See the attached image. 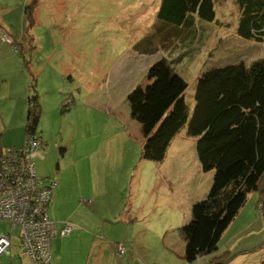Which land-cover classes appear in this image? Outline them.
<instances>
[{"label": "rangeland", "instance_id": "obj_1", "mask_svg": "<svg viewBox=\"0 0 264 264\" xmlns=\"http://www.w3.org/2000/svg\"><path fill=\"white\" fill-rule=\"evenodd\" d=\"M161 2L0 0V149L10 148L18 137L25 141L28 98L37 95L42 114L36 132L43 139L44 158L33 161L41 184H56L50 213L55 208L63 213L52 221L61 229L63 215L73 209L59 206L61 201L77 202L78 208L84 206L80 212H92L88 197L107 180L112 190L98 202L101 212L118 205L130 212L120 227L126 245L122 264H188L180 228L192 220V211L178 218L172 210L175 200L167 186L157 188L158 193L153 189V170L159 164L143 159L144 137L141 125L130 117V93L145 88L148 70L165 58L189 85L185 96L192 114L201 74L264 58L263 43L237 35V0H215V22L199 20L196 34L188 31L182 41L161 39ZM4 35L15 45L5 42ZM94 149L98 154L89 155ZM79 191L87 197L77 200ZM260 203L259 194L252 193L219 250L193 264H264ZM0 233L11 237L13 253L19 254L21 229L0 222ZM135 249L140 258H128ZM14 254L0 262L20 264L23 259ZM105 262L119 264L112 258Z\"/></svg>", "mask_w": 264, "mask_h": 264}, {"label": "trees", "instance_id": "obj_2", "mask_svg": "<svg viewBox=\"0 0 264 264\" xmlns=\"http://www.w3.org/2000/svg\"><path fill=\"white\" fill-rule=\"evenodd\" d=\"M237 7L240 13L237 35L264 44V0H237ZM158 20L164 25L159 31L163 41L175 37L182 41L188 31L196 34L199 20L215 22V0H162ZM3 39L15 45L8 35ZM147 74L149 84L128 96L130 117L142 128L143 159L162 164L175 140L187 130L188 136L196 140L202 170L213 173L208 195L193 204L192 220L180 228L185 240L183 258L193 264L219 250L223 235L252 193L259 194V208L264 214V58L248 66L240 63L201 74L192 114L185 96L189 85L175 72L171 62L162 58ZM30 86L35 88L34 84ZM28 102L26 138L36 135L41 140V150L43 139L36 132L42 114L39 97L29 96ZM22 146L0 149V153ZM39 178L40 186L51 191L50 218L56 184L44 186ZM61 230L57 228V236L70 235L62 236ZM119 245L126 248L119 242L115 245L116 252Z\"/></svg>", "mask_w": 264, "mask_h": 264}, {"label": "crops", "instance_id": "obj_3", "mask_svg": "<svg viewBox=\"0 0 264 264\" xmlns=\"http://www.w3.org/2000/svg\"><path fill=\"white\" fill-rule=\"evenodd\" d=\"M141 137L143 138V134ZM18 139L19 141L10 147H18L24 144V138L18 137ZM196 145V140L190 138L185 130L169 149L167 159L153 170V182H155L153 189L155 193H158L157 188L162 189V187L167 186L168 191L175 200L172 210L177 212L178 218L187 213L190 214L193 204L206 198L213 183V175L202 170ZM94 152L98 154L94 149L89 152V155ZM37 157L44 158L41 150L34 158ZM120 170H122L121 166ZM102 174H104V171H102ZM105 181L94 188V192L92 191L88 197L90 203L88 207L91 208L92 212L82 213L80 210L84 206L77 207L76 201L79 200V197H87L82 191H79L80 195L75 201L76 203L67 204L66 201L59 203V206L71 205L73 207L70 213L64 214L62 219L59 218L62 220L60 222L62 225L65 221H70L73 224V230L69 236L61 237L58 235L54 240L51 264H106L105 260H108V258H112L114 261L116 259L119 264L123 263L122 259L124 258L119 259L115 245L124 240V236L120 234V227L127 224L130 212L128 213L127 207L122 205L106 207L104 212H101L102 208H99L97 204L102 196L112 190V186L105 185ZM56 213L59 216L63 214L59 211V208H55L53 214L50 213L49 209L50 218L54 219L52 216ZM61 229L58 228L59 231ZM17 247L19 254L13 253L12 246L10 253L2 257H5L6 260L8 256L13 257V254L14 256L19 255L23 259L20 264H29L28 260L23 257L20 246ZM137 255L136 249L135 251L131 250L128 258H138ZM124 264H126V261Z\"/></svg>", "mask_w": 264, "mask_h": 264}, {"label": "built area", "instance_id": "obj_4", "mask_svg": "<svg viewBox=\"0 0 264 264\" xmlns=\"http://www.w3.org/2000/svg\"><path fill=\"white\" fill-rule=\"evenodd\" d=\"M41 146V140L30 135L22 147L0 153V222L9 223L13 230L21 229L20 250L30 264H49L57 236L56 223L48 216L51 191L40 186L33 162ZM72 230L67 221L60 234L67 236ZM12 246L11 237L0 233V257L9 254ZM125 252L126 248L119 245V256Z\"/></svg>", "mask_w": 264, "mask_h": 264}, {"label": "clouds", "instance_id": "obj_5", "mask_svg": "<svg viewBox=\"0 0 264 264\" xmlns=\"http://www.w3.org/2000/svg\"><path fill=\"white\" fill-rule=\"evenodd\" d=\"M4 256V255H3Z\"/></svg>", "mask_w": 264, "mask_h": 264}]
</instances>
